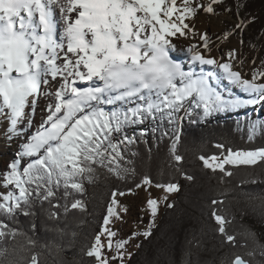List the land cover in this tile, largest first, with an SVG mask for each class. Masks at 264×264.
I'll use <instances>...</instances> for the list:
<instances>
[{
	"label": "snow or ice",
	"instance_id": "6c2138e0",
	"mask_svg": "<svg viewBox=\"0 0 264 264\" xmlns=\"http://www.w3.org/2000/svg\"><path fill=\"white\" fill-rule=\"evenodd\" d=\"M221 2L212 0V4ZM54 4L64 22L62 34H58V21L53 17ZM212 4L198 7L212 13ZM196 11L192 0H182V7L177 0H0V114L8 118L9 133L16 134L25 109L35 107L43 86L60 80L59 87L47 94L55 99L48 106L46 126L42 125L22 145L21 156L32 158L31 162L22 171L19 163L13 162L3 176V186H13L16 191L0 193V215L9 218H14L17 212L31 215L34 202L51 203L61 188L65 197L71 192L83 193L84 181L93 182L94 165L122 178L128 170L118 163L124 159L121 144L134 140L116 137L130 124L156 119L157 114L167 116L171 123L174 114L181 110L191 118L185 103L192 100H198L196 106H202L204 118L214 112L264 102V82H256L258 78L264 80V72H254L251 80L244 79L240 71L233 70L231 62L205 58L194 47L189 48L193 61L216 65L230 83L252 97L224 99L211 89L207 78L185 72L169 57V50L175 46L170 37L185 36V30L192 31L185 20L195 16ZM201 39L207 49V34ZM229 57L234 59V51ZM78 82H92L93 86L78 87ZM106 105L113 108L106 110ZM256 127L251 128L253 133ZM175 147L174 142L173 153ZM174 158L178 162L182 159L179 155ZM200 159L204 167L231 176L225 165L253 166L264 162V149L229 150L222 160L216 156ZM142 183L147 185L151 181L145 178ZM164 187L169 193L179 190L176 184ZM112 196L105 226L111 217L119 218L115 210L116 193ZM148 206L155 217L157 201L150 199ZM70 208L83 210L84 205L76 200ZM68 210L65 206V211ZM56 215L51 213L52 217ZM213 215L218 231L225 235L224 217ZM103 232L108 234L110 251L111 237L116 233L107 227ZM16 235V230L8 229L0 221V241L14 239ZM226 239L235 243L232 235H226ZM126 243L116 244L118 254L112 259H123L119 250ZM103 249L101 236L97 235L86 254L94 257L97 264H109ZM0 257H7L6 248L0 249ZM31 264H37L36 256H32ZM232 264L246 262L237 256Z\"/></svg>",
	"mask_w": 264,
	"mask_h": 264
},
{
	"label": "trees",
	"instance_id": "16d2710c",
	"mask_svg": "<svg viewBox=\"0 0 264 264\" xmlns=\"http://www.w3.org/2000/svg\"><path fill=\"white\" fill-rule=\"evenodd\" d=\"M194 1L201 5L200 0ZM214 13L226 14L247 27L251 39L258 40L264 50V0H222L215 3ZM197 103H185L191 118L181 110L171 123L167 116L157 114L156 119L125 127L116 139L127 136L134 142L121 144L124 159L118 163L128 170L122 178L94 165L93 182L84 181L83 193L65 197L61 188L51 203L34 202L31 215H0V221L17 232L14 239L0 241V249H7L0 264H31L32 256L37 264H97L86 253L104 229L112 194L134 193L145 185V178L150 185L176 184L179 190L124 264H232L237 256L250 264H264V162L225 165L232 173L228 176L204 167L200 159L224 158L229 150L264 149V114L255 116L246 106L204 118ZM253 125L257 126L254 133ZM76 200L84 205L83 210L70 208ZM56 204L60 207H53ZM213 213L224 217L225 235L218 231ZM226 235H232L235 243L227 242Z\"/></svg>",
	"mask_w": 264,
	"mask_h": 264
},
{
	"label": "rangeland",
	"instance_id": "374dc122",
	"mask_svg": "<svg viewBox=\"0 0 264 264\" xmlns=\"http://www.w3.org/2000/svg\"><path fill=\"white\" fill-rule=\"evenodd\" d=\"M200 3L201 5L207 6L212 4V0H200ZM177 5L182 7V0H177ZM192 6L197 8L196 14L185 20V23L189 24L192 31L185 30L187 33L185 36L177 34L176 37H171L172 40L181 38L186 43L189 42V48L194 47L195 51L199 52L200 41H202L201 37L207 34L208 41L218 49L220 62H225L227 58H230L229 53L234 51V58L240 60V66L237 68L233 67V70L240 71L244 79L251 80L254 72H264V50H262V46L258 40L254 41L251 39V32L247 27L234 22L226 14L218 15L214 11L212 13L203 11L198 7V2H192ZM212 7L214 9L215 4H212ZM173 19H175V14ZM189 48H184L182 52H178L176 49L172 50L177 57L184 60L185 72H190L194 76L203 75L208 79L211 89L224 99L239 98L246 100L252 98L242 91L239 86L230 83L226 79L223 70L216 65H202L198 61L192 62L191 64L189 59L192 53L188 51ZM252 56H256V58L254 59ZM213 58L218 60L215 56ZM256 82L261 83L264 80L258 78ZM78 84L84 83L78 82ZM43 99H46L45 90L40 98L37 99L34 108L28 107L25 109V117L17 125L15 135L8 132L9 121L7 116L0 114V193L6 194L8 191H16L13 186H8L7 188L3 186V176L10 169L3 173L2 168L6 166L11 158H17L16 151H23L22 145L38 131L34 130V128L37 115L43 104ZM128 106L131 107L132 105ZM247 106L252 108L255 116L257 114H264V102ZM105 108L106 110H111L113 106L106 105ZM241 108H246V106H241ZM10 135H12V138L8 139ZM31 159L27 156L21 158L19 163L21 171L31 162ZM222 159L219 158V160ZM177 192L169 193L165 191V187H156L147 184L140 187L134 193L117 195L115 197L118 202L115 205V210L119 218L113 216L110 218L111 222L106 226L104 225V228L107 227L110 231L116 233L114 237H111L112 249L110 251L107 247L109 240L108 234L102 231L100 235L101 242L104 245V256L109 258V264H124L127 262L140 241L146 237L143 233L149 232L158 223L165 207L172 201ZM150 199L157 201L155 217L152 216L151 209L148 206ZM124 208H127L126 212L123 211ZM120 241H127L124 248L119 250V252L123 253V259H112V257H116L118 254L116 244Z\"/></svg>",
	"mask_w": 264,
	"mask_h": 264
},
{
	"label": "bare ground",
	"instance_id": "6f19581e",
	"mask_svg": "<svg viewBox=\"0 0 264 264\" xmlns=\"http://www.w3.org/2000/svg\"><path fill=\"white\" fill-rule=\"evenodd\" d=\"M53 17L56 21H58V25H57V29H58V34H62L63 32V20L60 19V13H59V8L54 4L53 6ZM173 45H175L173 48H171V50L176 49L178 52H182L184 48H189L190 46L188 45V43H186L185 41L181 40V38H179L178 40H172V38L170 37ZM192 39V38H191ZM204 41H200V53L202 55L205 56V58H213L214 56L218 59L217 61L220 60L219 56H218V49H216L215 45L212 46V44L208 41V48L205 49L203 47ZM63 55V54H62ZM192 57V55H191ZM254 57V59L256 58V56H252ZM242 61V60H241ZM189 62H195L192 60V58L189 59ZM220 62V61H219ZM225 62H231L233 64L234 68H237L240 66V60L238 58H234V59H230L227 58ZM244 64V62H243ZM242 64V65H243ZM85 83H90L92 84V82H85ZM60 84V80L59 78L57 79V81L51 82V86L45 85L43 86V89L45 90V96L46 99H43V104L40 107V112L37 115L36 118V124H35V128L34 130H39L41 128L42 125H46V121H47V116H48V106L50 104H52L54 102V96H49L47 95L48 93H53L55 89H57L59 87ZM35 132V131H34ZM36 133V132H35ZM34 135V134H33ZM28 141V140H27ZM22 150H17L16 151V155L17 158H11L6 166H3L2 168V172L4 173L6 170L9 169V165L13 162H18L20 163V160L23 156H21ZM7 172V171H6Z\"/></svg>",
	"mask_w": 264,
	"mask_h": 264
},
{
	"label": "water",
	"instance_id": "95a60500",
	"mask_svg": "<svg viewBox=\"0 0 264 264\" xmlns=\"http://www.w3.org/2000/svg\"><path fill=\"white\" fill-rule=\"evenodd\" d=\"M242 258V257H241ZM243 259V258H242ZM244 260V259H243ZM245 261V260H244ZM246 262V264H250L249 262H247V261H245Z\"/></svg>",
	"mask_w": 264,
	"mask_h": 264
}]
</instances>
